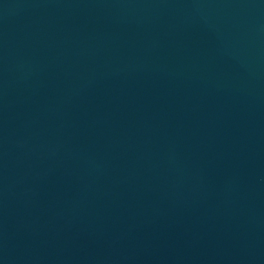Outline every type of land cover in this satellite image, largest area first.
<instances>
[{
    "label": "water",
    "instance_id": "95a60500",
    "mask_svg": "<svg viewBox=\"0 0 264 264\" xmlns=\"http://www.w3.org/2000/svg\"><path fill=\"white\" fill-rule=\"evenodd\" d=\"M0 264H264V0H0Z\"/></svg>",
    "mask_w": 264,
    "mask_h": 264
}]
</instances>
